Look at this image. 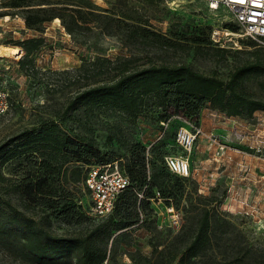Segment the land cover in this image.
Returning <instances> with one entry per match:
<instances>
[{"label": "rangeland", "instance_id": "374dc122", "mask_svg": "<svg viewBox=\"0 0 264 264\" xmlns=\"http://www.w3.org/2000/svg\"><path fill=\"white\" fill-rule=\"evenodd\" d=\"M8 1L0 0V47L16 48L11 44L26 38L43 37L44 41L29 57L32 67L19 64L24 55L21 47H17L19 56L0 53V90L7 102V110L0 116V153L12 147L23 130L51 120L68 134L82 137L110 155L109 161L92 166L111 164L124 171L134 158V143L145 147L151 170L152 162L162 165L161 156L189 159L190 174L182 177L185 195L177 207L167 205L155 192L156 199L150 200L152 210L143 213L145 220L109 240L104 264H181L180 254L173 253L181 250L204 208L209 209V247L186 264H264L263 112L244 119L203 109L198 122L204 135L195 139L190 151L176 142V133L194 119L176 115L166 123L159 122L161 112L155 105L137 117L111 107L85 104L64 113L75 94L149 65L183 63L226 79L235 67L254 59V48L244 44L249 42L245 37H225L227 52L220 57L213 51L205 54L188 47L173 49L135 41L120 29L135 24L173 35L192 32L196 26L223 30L231 24L239 31L230 13H213L201 0H46L60 13L78 5L103 15L113 12V28L110 32L98 22L80 25L64 16V21L54 18L38 31L27 28L23 12L7 7ZM261 60L264 62V54ZM245 85L247 91L264 99L263 75L253 76ZM19 159L0 163V194L18 209L48 222L55 234L82 236L101 221L91 213L85 193L76 189L73 191L81 197L83 213L78 223L66 224L53 214L25 206L15 188ZM170 206L179 213L178 225L171 222L166 210ZM0 264L22 263L0 249Z\"/></svg>", "mask_w": 264, "mask_h": 264}, {"label": "trees", "instance_id": "16d2710c", "mask_svg": "<svg viewBox=\"0 0 264 264\" xmlns=\"http://www.w3.org/2000/svg\"><path fill=\"white\" fill-rule=\"evenodd\" d=\"M51 4L46 0H9L6 6L21 10L25 26L38 31L54 18L64 21V16L80 25L98 22L110 32L113 28V12L103 15L78 5L76 8L66 7L64 13H60ZM226 28L236 30L231 24ZM120 30L129 39L156 46L188 47L205 54L213 51L220 57L227 52L212 42L211 30L198 26L192 32L185 30L173 35L135 24ZM43 41V37H36L11 44L21 47L24 52L19 61L22 68L33 66L29 57ZM244 44L254 48V59L235 67L226 79L216 73L205 74L183 63L149 65L125 71L112 82L93 85L75 94L64 113L85 104L107 106L137 117L147 107L155 105L161 112L158 121L162 123L180 115L193 118L194 123L199 124L200 112L206 108L226 117L251 119L256 112L264 113V99L247 91L245 84L253 76H264V62L261 60L264 48L250 40ZM15 140L12 147L0 153V163L20 158L15 188L25 206L53 214L66 224L81 221V197L76 196L73 189L88 197L84 185L87 170L94 162L103 164L109 161L110 155L95 149L86 139L68 134L51 120L38 128L23 130ZM132 152L134 158L122 171L128 177L129 185L118 195L112 212L82 236L53 233L48 222L27 215L0 194V249L22 264H104L109 240L143 220V213L152 210L150 200L156 199L155 192L167 205L176 207L185 195V179L167 169L166 155L161 156V166L152 162L151 170L145 147L134 143ZM85 166L89 167L84 171ZM140 193L143 195L141 199L138 197ZM209 227V209L204 208L181 250L173 253L180 254L181 264H186L209 247Z\"/></svg>", "mask_w": 264, "mask_h": 264}, {"label": "built area", "instance_id": "2783aa9c", "mask_svg": "<svg viewBox=\"0 0 264 264\" xmlns=\"http://www.w3.org/2000/svg\"><path fill=\"white\" fill-rule=\"evenodd\" d=\"M208 9L216 13L224 10L230 13L232 19L239 26V31L229 29H212L210 38L218 46L224 47L223 39L229 35L245 37L264 48V0H201ZM236 44V43H235ZM5 95L0 90V116L7 110ZM204 132L199 124L190 123L187 128H180L176 133V142L185 150L190 151L195 139ZM209 139L216 143L215 139ZM167 169L180 177L190 174L189 159L182 156L166 155L164 157ZM84 185L88 191L90 211L97 219L107 217L113 210L115 201L122 190L129 185L128 177L111 164L91 166L86 173ZM141 199L143 195L140 193ZM171 222L178 225L179 213L173 206L166 207Z\"/></svg>", "mask_w": 264, "mask_h": 264}, {"label": "bare ground", "instance_id": "6f19581e", "mask_svg": "<svg viewBox=\"0 0 264 264\" xmlns=\"http://www.w3.org/2000/svg\"><path fill=\"white\" fill-rule=\"evenodd\" d=\"M0 53L4 54V56H12V55H21V50L19 48L14 47H0Z\"/></svg>", "mask_w": 264, "mask_h": 264}, {"label": "crops", "instance_id": "0c3cea01", "mask_svg": "<svg viewBox=\"0 0 264 264\" xmlns=\"http://www.w3.org/2000/svg\"><path fill=\"white\" fill-rule=\"evenodd\" d=\"M204 120H205V119H203V118L200 119L201 124H202V122H204ZM203 124H204V123H203ZM206 127H207L206 125H203L204 130H206Z\"/></svg>", "mask_w": 264, "mask_h": 264}]
</instances>
